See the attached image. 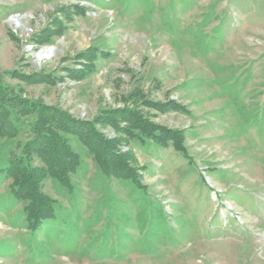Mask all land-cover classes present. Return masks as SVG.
Listing matches in <instances>:
<instances>
[{
  "label": "rangeland",
  "instance_id": "1",
  "mask_svg": "<svg viewBox=\"0 0 264 264\" xmlns=\"http://www.w3.org/2000/svg\"><path fill=\"white\" fill-rule=\"evenodd\" d=\"M1 86L91 123L101 156L128 155L138 184L103 173L80 137L52 126L80 165L69 186L36 182L53 219L32 229L9 167H48L23 156L37 112L12 118L0 264H264V0H0ZM112 116L178 143L120 133Z\"/></svg>",
  "mask_w": 264,
  "mask_h": 264
},
{
  "label": "trees",
  "instance_id": "2",
  "mask_svg": "<svg viewBox=\"0 0 264 264\" xmlns=\"http://www.w3.org/2000/svg\"><path fill=\"white\" fill-rule=\"evenodd\" d=\"M17 74L15 76H18ZM8 92V89H4L3 86L0 87V137H14L18 134L14 118L25 117L37 112L38 117L34 124L33 138L29 144L25 145L23 156L26 155L30 158L32 154H35L48 167L47 169L34 168L30 165L28 159V163L26 164L23 159H20L9 167L11 174H15L19 178V184L15 189L16 197L24 199L26 198L23 197L25 194L28 196L30 205L27 206V211L31 217L32 229H37L42 222L53 219L51 203L47 201L44 205L43 203L40 204V195L36 191V182L41 178H45L46 175H51L63 185L69 186L68 174L75 173L80 165L78 156L65 145V142L58 133L52 131V126L60 131L69 132L80 137L83 143L99 160L100 165L104 163V168H102L103 173L111 177L131 180L133 184H138V177L130 165L128 155H126L127 157L125 155L119 156L114 150L110 151V156H101L100 148L95 145V142H102L105 139L98 133L95 127L91 126V123L89 124L90 128H84L81 123L82 121L74 120L70 115L68 116V114L60 112L57 108L46 109L42 105L28 102L22 103L17 99L9 97ZM52 116L54 118L60 116L62 119H68V123L55 121L52 119ZM123 116L124 114L118 112L116 119L124 120ZM114 118L112 116L109 121L113 126L116 123ZM126 120L129 130L125 131L119 126H115V130L124 134L131 132L133 135V131L138 129L142 134L151 136L155 144L164 145L165 147L168 146L169 139L178 143L173 137L174 134H171V131L169 132L167 129H162L161 127L160 129H156L157 126L155 125L144 127L139 124L141 121H134L133 118H126ZM66 125L69 127H65ZM107 166H114L113 170L109 171L110 169H107Z\"/></svg>",
  "mask_w": 264,
  "mask_h": 264
},
{
  "label": "bare ground",
  "instance_id": "3",
  "mask_svg": "<svg viewBox=\"0 0 264 264\" xmlns=\"http://www.w3.org/2000/svg\"><path fill=\"white\" fill-rule=\"evenodd\" d=\"M15 20H16L17 22L19 21V19H15ZM49 52H50V49H49V48H46V49H44L43 51H41V52H39V53L37 54V58H38L39 60L45 59L46 57H48Z\"/></svg>",
  "mask_w": 264,
  "mask_h": 264
}]
</instances>
